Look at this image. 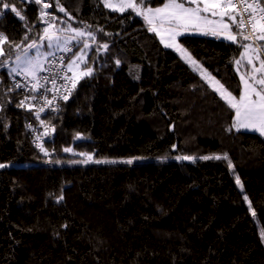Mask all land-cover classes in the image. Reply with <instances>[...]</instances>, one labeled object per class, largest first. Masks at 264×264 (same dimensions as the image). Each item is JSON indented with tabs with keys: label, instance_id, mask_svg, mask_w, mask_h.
Returning <instances> with one entry per match:
<instances>
[{
	"label": "trees",
	"instance_id": "trees-1",
	"mask_svg": "<svg viewBox=\"0 0 264 264\" xmlns=\"http://www.w3.org/2000/svg\"><path fill=\"white\" fill-rule=\"evenodd\" d=\"M45 3L60 28L95 38L80 63L92 74L39 120L8 65L44 34ZM0 9V29L20 44L0 57V163H12L0 167V264H264V136L233 127L235 110L142 16L103 0ZM179 42L240 94V43L196 31ZM74 151L154 159L55 163Z\"/></svg>",
	"mask_w": 264,
	"mask_h": 264
},
{
	"label": "snow or ice",
	"instance_id": "snow-or-ice-1",
	"mask_svg": "<svg viewBox=\"0 0 264 264\" xmlns=\"http://www.w3.org/2000/svg\"><path fill=\"white\" fill-rule=\"evenodd\" d=\"M41 2L42 0H35L37 4ZM103 3L105 7L113 11L124 12L127 9H132L137 15L142 16L149 25V31L156 33L166 47H173L180 52L187 62L195 66L196 70H201L202 75L213 85L214 90L219 93L230 108L235 110L233 127L237 129H251L264 135V58H262V55H264V44H256L257 41L264 42V0H166L161 7L156 8L143 7L145 0H140L139 4H137L136 0H118V3H112L111 0H103ZM48 7L50 5L47 3L43 5V9H47ZM3 8L8 9L9 5L4 3ZM43 9L40 13L41 18L49 15ZM11 11L16 12V8L12 7ZM59 11L65 12V9L59 7ZM16 14L20 15L18 12ZM207 14L219 19H209V15ZM3 15L4 13L0 12V17ZM233 26L236 28L235 32L232 30ZM43 31L44 36L41 39L48 40L49 47L52 46V42L55 40L57 47H59L60 38L50 32L48 27L44 28ZM71 31L76 35L65 37V44L69 40L85 35L93 39L95 38L92 33H85L81 29H71ZM190 31H198L205 35L210 32L214 36H222L233 43H240L243 52L240 54L241 58L237 59L235 63L239 68L243 61L246 60L252 66V71L246 75H241L240 80L243 89L238 99L232 92L220 84V81L212 77L211 74H208L206 70H202L188 50L177 42L178 36ZM238 37L240 41L250 40L252 43H241L238 41ZM25 39H27V36H25ZM4 44L20 48V44H14V42L9 41L3 32H0V57L7 55L3 47ZM37 47V43L33 41L27 45L23 57L19 55L16 57L17 68L23 71L26 76L30 75L33 78H36V71L40 65L35 58L28 55V49ZM88 47L89 44L87 41H84L83 49H87ZM103 47L106 49L107 45L105 44ZM83 49H81V54L75 60L70 61L67 66L68 71L73 73L72 77H64V79L71 81L73 87H75L79 79L91 75L93 71L90 67L79 73L76 71L80 66L78 62L86 63ZM65 50L70 49L65 48ZM254 61L259 62V67H256ZM74 65L75 68L73 67ZM17 68H12L10 72H17ZM38 86V84H33V89H36ZM16 87H20V85L17 84ZM63 99L67 100L68 97L64 96ZM48 103L50 104L51 101H48ZM19 106H24V101H21ZM65 151H71V149L66 148ZM213 158L221 159L219 156L201 157V159L205 160ZM223 158L227 159V156ZM88 159L91 160L92 157L88 156ZM183 159L192 158L183 157ZM99 162L97 161V163ZM126 162L131 164L132 160ZM229 166L231 167L230 161ZM0 167H4V165L0 164ZM237 183H240L239 177H237ZM60 199H63V197L61 196ZM245 200H247L246 196ZM253 215H255V212H253Z\"/></svg>",
	"mask_w": 264,
	"mask_h": 264
},
{
	"label": "built area",
	"instance_id": "built-area-1",
	"mask_svg": "<svg viewBox=\"0 0 264 264\" xmlns=\"http://www.w3.org/2000/svg\"><path fill=\"white\" fill-rule=\"evenodd\" d=\"M0 12H2L1 9ZM0 32L3 31L0 29ZM57 33L63 34L66 37L76 35L70 30L59 31ZM86 39H89V37L83 36L69 40L65 44V47L70 50L51 53L46 59L44 68L39 71L36 78L30 75L26 76V74H14L12 76L13 83L15 85L19 84L20 87L17 88L22 89L24 92V101L35 107L39 120L42 119L44 113L53 109L60 100H63L64 96L69 97L75 89L76 85L73 87L71 81L64 79V77H72L73 73L68 71L67 67L70 55L75 51L79 41ZM256 44L259 45V41ZM33 84H38L39 86L33 89ZM48 101H51V103L49 104ZM41 126L42 128L39 131L44 134L48 127H46L44 122L41 123Z\"/></svg>",
	"mask_w": 264,
	"mask_h": 264
},
{
	"label": "rangeland",
	"instance_id": "rangeland-1",
	"mask_svg": "<svg viewBox=\"0 0 264 264\" xmlns=\"http://www.w3.org/2000/svg\"><path fill=\"white\" fill-rule=\"evenodd\" d=\"M111 2L112 3H118V0H111ZM136 2H137V4H139L140 2H139V0H136ZM44 5V4H43ZM42 9H43V6H42ZM110 9V8H109ZM45 12H47V10H48V8L47 9H43ZM128 10V9H127ZM130 10H132V9H130ZM126 11V10H125ZM48 13V12H47ZM49 14V13H48ZM43 19V21H45L47 24H46V27H48L49 28V31H51V30H56V33H54L55 34V36L56 37H59L60 38V41H59V47H57V45H56V41L54 40L53 42H52V46L51 47H49L48 45H49V41L48 40H46V39H39L38 41H36V43H37V45H38V47L37 48H32V49H28V55L29 56H31V57H33V58H35L38 62H39V65H40V67H39V69H37V71H36V75L39 73V71H40V69L42 68H44V65H45V62H46V58L51 54V53H53V52H55V51H62V50H65V41H64V38H65V36H63V35H61L60 33H57V32H59V31H65V30H68V29H65V28H60V26L58 25V24H56L54 21H53V19H52V16L49 14V15H47V16H45V17H43L42 18ZM50 25H51V27H50ZM45 27V28H46ZM71 31V30H70ZM74 33V32H73ZM75 34V33H74ZM44 36V34L42 35V37ZM160 39V38H159ZM161 40V39H160ZM85 41H87V43L89 44V47L87 48V49H83V43H84V41L81 43V44H79V46H78V48L76 49V51L73 53V55H72V57H73V59L75 60L76 59V57L78 56V55H80L81 54V49H83V54H84V57H86V55H87V52L89 51V48H90V46H91V40H85ZM238 41H240V39H238ZM242 43H245V44H247V43H252V41H241ZM179 44H180V42H178ZM259 43L260 44H264V42H261V41H259ZM164 44V43H163ZM165 45V44H164ZM181 45V44H180ZM173 48V47H172ZM176 52H178L175 48H173ZM242 50H241V52H243V48H241ZM24 52H25V50H23L21 53H19L18 55L19 56H21V57H23V55H24ZM178 54L182 57V55H181V53L180 52H178ZM241 54V53H240ZM17 55V56H18ZM16 56V57H17ZM192 56V55H191ZM16 57L15 58H13L12 60H10L9 62H11L9 65H8V69H9V72H10V70L12 69V68H17V62H16ZM183 58V57H182ZM192 58H194L193 56H192ZM241 58V56L239 55V57L237 58V59H240ZM262 58H264V56L262 55ZM184 59V58H183ZM195 59V58H194ZM236 59V60H237ZM185 60V59H184ZM196 60V59H195ZM70 61H71V59H70ZM197 61V60H196ZM8 62V63H9ZM79 63V65H80V62H78ZM189 63V65L193 68V69H195L196 70V68H195V66H193L190 62H188ZM197 63L201 66V68H202V70H206V72L208 73V74H211L207 69H205L202 65H201V63L200 62H198L197 61ZM254 63L256 64V67H259V62L258 61H254ZM68 64H69V62H68ZM21 67H23V65H21ZM74 68H75V66H73ZM235 68H236V70H237V73H238V75H239V78L241 77V75H246V74H248V73H250L251 71H252V66L251 65H249L248 63H247V61L246 60H244L243 61V63H242V65L241 66H239V68H238V66L236 65V63H235ZM41 69V70H42ZM86 70V69H85ZM76 71L77 72H81V71H83V69L82 68H80V66H79V68L78 69H76ZM197 72H199L201 75H202V72H201V70H196ZM10 74H12V75H14V74H19V75H23V74H25L23 71H20V69L19 68H17V72H15V73H11L10 72ZM204 78H205V76L204 75H202ZM211 76L212 77H214L216 80H218V81H220L216 76H214L213 74H211ZM206 79V78H205ZM207 80V79H206ZM208 81V80H207ZM209 82V81H208ZM220 84H222L221 83V81H220ZM212 85V84H211ZM223 85V84H222ZM213 86V85H212ZM224 86V85H223ZM218 87V86H217ZM225 87V86H224ZM227 89V88H226ZM242 89H243V85H242V83H241V91H242ZM228 90V89H227ZM229 91V90H228ZM241 91H240V93H241ZM234 95V94H233ZM240 95V94H239ZM239 95L237 96V95H235L236 97H237V99L239 98ZM234 117H235V112H234ZM237 129V128H236ZM238 130H245V131H254V130H251V129H244V128H239ZM255 132H258V131H255ZM259 133V132H258ZM264 136V135H263ZM75 153H78L79 155L78 156H73V157H71V158H68V159H62V160H57V161H55V163H60V164H91V163H97V161H100L99 163H110V162H122V163H127L126 161H128V160H132V162H147V161H149V160H153L154 158L152 157V156H132V157H113V158H107V157H100V156H96L95 155V153L94 152H92V151H86V152H80V151H74ZM88 156H91L92 157V159L91 160H89L88 159ZM167 159L168 158H174V155H172V156H169V157H166ZM84 161H87V162H84ZM105 161H108V162H105ZM0 164H3L4 166L5 165H11L12 163H0ZM236 180H237V178H236ZM239 181H240V179H239ZM238 184V183H237ZM241 188H242V183H241V181H240V183L238 184ZM256 221H257V223H258V226H259V233H260V237H261V239H262V241H263V243H264V230L262 229V226H261V224H260V221H259V219L258 218H256Z\"/></svg>",
	"mask_w": 264,
	"mask_h": 264
},
{
	"label": "crops",
	"instance_id": "crops-1",
	"mask_svg": "<svg viewBox=\"0 0 264 264\" xmlns=\"http://www.w3.org/2000/svg\"><path fill=\"white\" fill-rule=\"evenodd\" d=\"M166 1H164L163 3H165ZM163 3L162 4H160V5H157V6H149V7H151V8H156V7H161L162 5H163ZM186 6H189V5H186ZM193 7H194V5H192ZM207 15H209V19H213V20H215V19H219L218 17H212L210 14H207ZM225 19H227V18H225ZM148 25V24H147ZM149 26V25H148ZM209 27H212V26H209ZM233 32H235L236 31V29L234 28V26H233ZM56 30H51L50 32H52V33H56L55 32ZM196 32H198V31H196ZM209 34L210 35H212L210 32H209ZM61 35H63V34H61ZM64 36V35H63ZM158 36V35H157ZM66 37V36H65ZM159 37V36H158ZM217 37H219V38H223L222 36H217ZM160 38V37H159ZM238 39H239V37H238ZM177 42H179V36L177 37ZM264 56V55H263ZM47 59V58H46ZM71 61L72 60H74L73 59V57L71 56ZM70 59H69V62H70ZM81 63V62H80ZM75 66V65H74ZM42 69V68H41ZM41 69H40V71H41Z\"/></svg>",
	"mask_w": 264,
	"mask_h": 264
}]
</instances>
